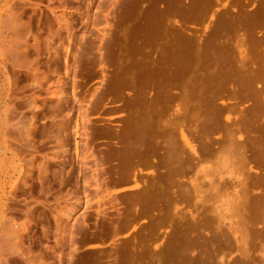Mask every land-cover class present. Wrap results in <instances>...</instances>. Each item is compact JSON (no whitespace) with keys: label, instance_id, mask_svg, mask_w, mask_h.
<instances>
[{"label":"rangeland","instance_id":"obj_1","mask_svg":"<svg viewBox=\"0 0 264 264\" xmlns=\"http://www.w3.org/2000/svg\"><path fill=\"white\" fill-rule=\"evenodd\" d=\"M5 1L0 43L10 4L27 66L1 71L0 264H264V0ZM150 115L155 151L127 172ZM161 186L183 218L148 208Z\"/></svg>","mask_w":264,"mask_h":264},{"label":"bare ground","instance_id":"obj_2","mask_svg":"<svg viewBox=\"0 0 264 264\" xmlns=\"http://www.w3.org/2000/svg\"><path fill=\"white\" fill-rule=\"evenodd\" d=\"M12 0H6L5 1V3H10ZM202 0H193V4H191V6H192V8L193 9H196V10H198V11H201V10H204V8H206L205 6H203V4H202V2H201ZM212 0H208V2L207 3H210ZM0 2H1V0H0ZM4 3V2H3ZM1 4V3H0ZM7 5H9V8H10V14H8L9 16H7V17H9L8 18V20L7 21H3L4 22V24L6 23V27H7V30H8V34L9 35H5V39H2V41L4 40V42H3V44L2 43H0V44H2V45H0L1 46V48H0V98H2L3 100H1L0 101V104L2 103V105H3V101H5V95H3V94H6L5 92H6V90H4V87H3V85H5V82L7 81L6 79H4L3 78V72H1L2 71V68L5 66V64H9V63H7V62H10V61H12V62H16L17 64H20V66L21 67H23L22 65L23 64H25V63H27L26 61H25V59L23 58V56H25V55H23V48H24V46H23V30H22V26L20 25V23L18 22L19 21V17L17 16L18 14L17 13H15L16 11H14L13 9H12V6L10 5V4H7ZM207 5V4H206ZM7 7V6H6ZM4 9H5V7H4ZM185 9H191V7H189L188 6V8H185ZM6 10H8V9H6ZM3 16V15H2ZM1 17V16H0ZM225 20H226V18H225ZM224 20V26L225 25H228L227 24V22ZM227 21H228V19H227ZM4 26V27H5ZM227 27V26H226ZM226 27H225V29H226ZM230 31V30H229ZM222 35V34H221ZM227 35V34H226ZM2 37H4V35L2 34ZM222 38H223V36H222ZM24 40H26V38L24 39ZM242 41V40H241ZM240 42V41H239ZM25 43H26V41H25ZM242 43V42H241ZM202 46L203 45H201V42H200V40L199 41H197L196 40V38L194 39V38H190V39H188V41L186 42V51L188 52V54L190 55L189 57L192 59H194V60H192L190 63H194L193 64V66L195 67V66H197V62L200 60V62H201V58H202V56H203V54H204V50H203V48H202ZM173 47V46H172ZM239 47V46H238ZM203 50V51H202ZM177 52V51H176ZM231 52H232V50H231ZM241 56H243L244 54H243V50L241 51ZM172 56V55H171ZM228 56V55H227ZM231 58V57H230ZM196 60H198L197 62H196ZM154 61V60H153ZM152 61V62H153ZM30 62V61H29ZM151 62V63H152ZM172 62V61H171ZM200 62H198V64L200 63ZM154 63V62H153ZM165 63V62H164ZM29 64V63H28ZM32 64V63H31ZM26 65V64H25ZM33 65V64H32ZM191 65V64H190ZM27 66V65H26ZM29 66V65H28ZM153 66V65H152ZM29 67H31V66H29ZM28 67V68H29ZM190 67L191 69L193 68V73H194V70H196V68L197 69H199V68H202V67H199V65L197 66V67ZM149 68V67H148ZM154 68V67H153ZM30 69V68H29ZM147 69V68H146ZM157 69V68H156ZM168 69V68H167ZM187 70H189V69H187ZM27 71V70H26ZM31 72V71H30ZM155 72H156V70H155ZM159 72H162L163 73V70H160ZM159 72H156V73H154L153 71H152V74L154 73V76H155V74H159ZM165 72V71H164ZM198 72V70L195 72V73H197ZM170 73V72H169ZM195 73H194V75H195ZM37 74V73H36ZM34 77H36L35 75H34ZM39 78V77H38ZM240 78V77H239ZM34 79H36V78H34ZM6 80V81H5ZM232 80V79H231ZM243 80V79H242ZM251 80V79H250ZM256 80V79H255ZM258 80V79H257ZM171 81V80H170ZM241 81V80H240ZM147 83V82H146ZM254 83V82H253ZM222 85V84H221ZM215 88V87H214ZM3 89V90H2ZM2 91H5L4 93L2 92ZM260 92V91H259ZM253 94V93H252ZM255 94H257V93H255ZM254 94V95H255ZM260 94V93H259ZM259 94H257V95H259ZM253 95V96H254ZM256 95V96H257ZM7 96V95H6ZM124 96V95H123ZM261 96V95H260ZM158 97V96H157ZM162 97V96H161ZM255 97V96H254ZM258 97V96H257ZM7 98V97H6ZM158 99V98H157ZM255 100H259L258 98L257 99H255ZM261 101V100H260ZM263 101V100H262ZM264 103L262 102H260L259 103V107H263L262 105H263ZM214 108V107H213ZM251 108V107H250ZM252 109V108H251ZM260 109V108H259ZM258 109V110H259ZM263 109V108H262ZM161 110V109H160ZM163 111V110H162ZM167 111V110H166ZM256 111H257V109H256ZM255 112V111H254ZM260 112V111H259ZM261 113H263V112H261ZM257 114H260V113H257ZM256 114V115H257ZM261 116V115H260ZM147 117H149L148 119H147V123H143V124H145V127H144V132H145V135H144V133H143V135L145 136V137H147L149 140H150V142H151V145L150 144H148V145H150V146H145V147H143L142 146V144L140 143V142H137L136 143V141H135V143H131L132 142V140H130L129 141V143H130V146L132 145V147L133 148H131V149H135V152H133V150L131 151L130 150V147H129V149L128 148H123V150L124 149H126V150H122V147H121V150H120V152L121 151H123V153L125 152V154L127 155V153H128V157L127 158H125V160H123L124 161V163H122V164H125V167H123V168H126V169H128V171L127 172H130L129 171V169L131 170V169H135V171H136V169H138V170H140V166L138 167V168H135V166L137 167L138 165H142V164H140V163H143V164H146L148 161H149V159H150V156H151V154L155 151V146L156 145H153V142H154V138H153V134L152 135H150V136H148L150 133V130H151V128H152V126H151V123H153L152 122V117H151V115L150 116H147ZM146 117V118H147ZM248 117V116H247ZM246 117V118H247ZM257 117V116H256ZM249 118H250V113H249ZM251 118H253V116H251ZM258 118H260V117H258ZM254 119V118H253ZM262 119L264 120V113H263V116L261 117V121H262ZM146 119H144V121H145ZM247 120H249V119H247ZM143 122V121H142ZM250 122V121H249ZM263 122V121H262ZM139 123V122H138ZM137 123V124H138ZM167 123V122H166ZM168 123H169V121H168ZM252 123L254 124L255 122H250V124L252 125ZM264 123V122H263ZM161 124V123H160ZM257 124V123H256ZM139 125V124H138ZM246 125H248V123L246 124ZM255 125V124H254ZM258 125L259 124H257V126L256 127H258ZM260 126V125H259ZM159 127V126H158ZM261 127V126H260ZM161 128V127H160ZM167 129V124L164 126V127H162V129L160 130V131H164V129ZM173 128V127H172ZM168 129H171V128H168ZM167 129V130H168ZM175 129V128H174ZM263 129V128H262ZM258 130V129H257ZM260 131H261V129H259ZM139 131H140V129H139ZM159 131V130H158ZM159 131V132H160ZM171 131H173V130H171ZM170 131V132H171ZM177 131V130H176ZM263 131H264V129H263ZM5 133V132H4ZM141 133V132H140ZM161 133V132H160ZM172 133H174V132H172ZM262 133V132H261ZM130 134H131V132H130ZM142 134V133H141ZM258 134H260V132L258 133ZM6 135V134H5ZM167 135V134H166ZM168 135H169V132H168ZM142 137V136H141ZM140 138V137H139ZM186 138V137H185ZM257 138V137H256ZM141 139V138H140ZM143 139V138H142ZM172 139V138H171ZM262 139V138H261ZM124 140V139H123ZM138 140V139H137ZM134 142V141H133ZM261 142V141H260ZM127 146V145H126ZM128 147V146H127ZM158 147H159V145H158ZM263 148V147H262ZM117 149V148H116ZM118 150V149H117ZM117 150H115V151H117ZM261 151H263L262 149H261ZM136 153V155L138 156V158L137 159H135L134 158V155L133 154H135ZM263 153V152H262ZM179 155H181V153L179 154ZM177 156V155H176ZM263 156V155H262ZM124 157V156H123ZM121 158V157H120ZM173 160H176L177 161V163L178 164H181L182 163V161H184V158L182 157V156H179V157H177L176 159L172 156L171 157ZM244 158V157H243ZM123 159V158H122ZM263 159V158H262ZM121 160V159H120ZM244 162L246 161V157L244 158V160H243ZM154 162V161H153ZM156 162V161H155ZM148 164V163H147ZM150 164H153L152 162L150 163ZM131 167V168H130ZM133 167V168H132ZM142 170V169H141ZM133 171V170H132ZM126 173V172H125ZM173 174V173H172ZM171 174V175H172ZM126 175H128V174H126ZM132 175V174H131ZM125 176V175H124ZM130 176V175H129ZM189 191V190H188ZM170 191L168 190V189H166V188H164V186H161L160 188H155V189H149V190H147L146 192H144V194H145V196H144V200L146 201V203L149 205V207L148 208H150V206L151 207H153V206H155V204L157 203V195H160L161 197L163 196V201H164V209H165V211H164V209H162L161 210V212H159V213H161L162 215H163V217L160 219V221L159 222H163V221H167V220H173L175 217H182L183 218V216L182 215H184V214H182L181 215V210L180 209H178V205H177V201H176V199H174V197H172V194H171V196L168 194ZM201 192V191H200ZM172 193V192H171ZM188 193V192H187ZM248 190L247 189H245L244 188V192H243V196H246L247 197V195H248ZM159 196V197H160ZM260 197H261V195H260ZM239 198V197H238ZM244 198V197H243ZM142 199V198H141ZM247 199V198H246ZM245 198H244V200L243 201H248V200H246ZM155 200H157V201H155ZM160 200V199H159ZM257 200V199H256ZM260 200L261 199H259V201H256V205H257V209H258V206H259V209L261 210V207H260V205H259V203L258 202H260ZM143 201V200H142ZM245 202V203H246ZM145 203V202H144ZM146 203H145V205H146ZM244 203V204H245ZM263 203V204H262ZM243 204V203H242ZM243 204V205H244ZM260 204L261 205H264V201H262V202H260ZM144 206V205H143ZM237 207V206H236ZM244 207V206H243ZM263 207V206H262ZM154 208V207H153ZM245 208V207H244ZM254 208H255V206H254ZM181 211V212H180ZM184 213V212H183ZM218 215V214H217ZM220 215V214H219ZM218 215V216H219ZM161 216V215H160ZM185 216V215H184ZM220 216H222V215H220ZM224 217V216H223ZM210 218H212V217H210ZM222 218V217H221ZM221 218H218V219H221ZM2 220V219H1ZM8 220V219H7ZM212 220H214L213 218H212ZM212 220H209V222H206V223H204V225L206 226H209V225H212V223H213V221ZM129 221V220H128ZM203 221V220H202ZM216 221V220H215ZM219 221V220H218ZM220 222H218V224H219ZM1 224V223H0ZM3 225H1L0 226V231H1V233L3 234V236H4V239H3V244H4V242L5 243H7V237H9V235L11 234V235H13L12 233L13 232H15V231H12V230H10V228H9V226L7 225V223H2ZM202 223L200 224H198V223H196V224H194L192 227H196V228H199L200 230H202L203 231V227L205 228V226H204ZM220 225V224H219ZM191 227V228H192ZM218 227V226H217ZM219 228V227H218ZM204 232V231H203ZM0 233V234H1ZM143 234V233H142ZM151 235V234H150ZM12 237V236H11ZM213 237V236H212ZM200 238H202V237H200ZM200 238H193V239H190V240H188V243H187V245L189 246V245H199V246H201V241L202 240H200ZM146 239H148L147 237H146ZM186 240V239H185ZM214 240V239H213ZM216 240V239H215ZM8 241H10V240H8ZM146 241H149V239L148 240H146ZM145 241V242H146ZM241 241V240H240ZM142 242V241H141ZM144 242V243H145ZM204 242V241H203ZM243 242V241H242ZM173 244V242H171L170 243V245H169V247L171 246ZM141 245V244H140ZM136 246V244H133V245H131L130 247H129V249L131 250V251H135L136 249H137V246ZM206 246V245H205ZM173 248V247H172ZM189 248V247H188ZM128 249V248H127ZM163 249H164V247H163ZM205 249V248H204ZM137 250H139V249H137ZM166 250V249H165ZM164 250V251H165ZM168 250V249H167ZM185 252V251H184ZM136 253V252H135ZM136 255V254H135ZM164 256V255H163ZM164 258V257H163ZM168 259V258H167ZM212 260V259H211ZM174 261V260H173ZM186 261V260H185Z\"/></svg>","mask_w":264,"mask_h":264}]
</instances>
